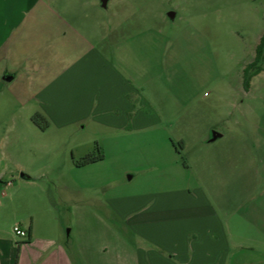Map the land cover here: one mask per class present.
Here are the masks:
<instances>
[{
  "label": "crops",
  "instance_id": "0c3cea01",
  "mask_svg": "<svg viewBox=\"0 0 264 264\" xmlns=\"http://www.w3.org/2000/svg\"><path fill=\"white\" fill-rule=\"evenodd\" d=\"M85 8L96 3L0 0V93L31 101L49 122L38 131L64 149L56 213L49 193L25 202L37 172L17 162L20 179L6 184L15 224L30 235L16 264H264V113L256 125L206 128L187 164L162 168L133 192L101 200L86 189L121 180V170L100 173L106 149L113 156L124 139L146 149L168 143L154 136L164 109L142 94L136 41L117 24L107 33L105 17L92 23ZM96 146L103 160L74 166ZM13 244L0 230V264Z\"/></svg>",
  "mask_w": 264,
  "mask_h": 264
},
{
  "label": "rangeland",
  "instance_id": "374dc122",
  "mask_svg": "<svg viewBox=\"0 0 264 264\" xmlns=\"http://www.w3.org/2000/svg\"><path fill=\"white\" fill-rule=\"evenodd\" d=\"M91 1L96 8L84 11L92 23L104 16L107 33L117 24L122 35L136 41L138 78L147 83L142 94L154 108L162 105L164 109L154 136L168 143L167 148L146 149L124 139L113 156L106 149L108 168L104 166L100 173L108 176L121 170L115 172L121 180L109 182L108 178L103 186L91 181L85 187L92 196L102 200L111 193H130L149 177L157 178L162 168L175 172L177 165L183 167L193 158L203 130L210 126L220 128L233 119L239 124H259L264 113V72L251 79L248 91L243 89L242 74L254 60L264 32V0H110L105 7L100 0ZM260 65L264 67V54ZM34 113L31 101L6 89L0 93V230L14 242L9 264L17 263L16 242L25 240L14 234L16 217L7 207L11 188L6 184L20 179L16 163L37 172L34 183L24 186L26 204L42 197L39 193L46 200L49 193L54 214L60 198L53 185L58 182L55 171L64 149L49 132L38 131L31 120ZM172 141L183 143L181 154ZM94 150L90 147L89 153ZM149 153L157 160L155 165L148 162Z\"/></svg>",
  "mask_w": 264,
  "mask_h": 264
},
{
  "label": "trees",
  "instance_id": "16d2710c",
  "mask_svg": "<svg viewBox=\"0 0 264 264\" xmlns=\"http://www.w3.org/2000/svg\"><path fill=\"white\" fill-rule=\"evenodd\" d=\"M263 54H264V32L260 38L259 44L256 47L254 60L251 63H249L247 66H245V68L243 69L242 84H243V89L245 91L249 90L251 79L257 74L264 72V67L260 65V62L263 59ZM31 120L33 124L36 127H38L40 130H45L49 124L48 120L40 112L34 113ZM172 145L176 149L177 153L181 154V151L184 147L183 143L182 142L175 143L174 141H172ZM103 159H104V153L102 149L99 146H96L93 152L86 154L80 159L74 160L73 163L74 166L76 167H82L88 164L101 161ZM29 242H30V235L28 234L27 238L23 242L18 244V248L20 247L21 244L29 243Z\"/></svg>",
  "mask_w": 264,
  "mask_h": 264
},
{
  "label": "built area",
  "instance_id": "2783aa9c",
  "mask_svg": "<svg viewBox=\"0 0 264 264\" xmlns=\"http://www.w3.org/2000/svg\"><path fill=\"white\" fill-rule=\"evenodd\" d=\"M13 232L16 236H20L22 237L23 239H26L27 236H28V233L24 230H22L18 225H15L13 227Z\"/></svg>",
  "mask_w": 264,
  "mask_h": 264
},
{
  "label": "water",
  "instance_id": "95a60500",
  "mask_svg": "<svg viewBox=\"0 0 264 264\" xmlns=\"http://www.w3.org/2000/svg\"><path fill=\"white\" fill-rule=\"evenodd\" d=\"M108 1L109 0H100L102 7H105L107 5Z\"/></svg>",
  "mask_w": 264,
  "mask_h": 264
}]
</instances>
